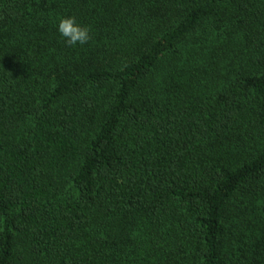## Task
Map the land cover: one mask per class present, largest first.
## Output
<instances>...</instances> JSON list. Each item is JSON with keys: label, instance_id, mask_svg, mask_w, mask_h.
I'll return each mask as SVG.
<instances>
[{"label": "trees", "instance_id": "16d2710c", "mask_svg": "<svg viewBox=\"0 0 264 264\" xmlns=\"http://www.w3.org/2000/svg\"><path fill=\"white\" fill-rule=\"evenodd\" d=\"M0 264H264V0H0Z\"/></svg>", "mask_w": 264, "mask_h": 264}, {"label": "clouds", "instance_id": "9594fccd", "mask_svg": "<svg viewBox=\"0 0 264 264\" xmlns=\"http://www.w3.org/2000/svg\"><path fill=\"white\" fill-rule=\"evenodd\" d=\"M56 31L69 47L84 45L92 38L90 27L81 24L74 15L59 17Z\"/></svg>", "mask_w": 264, "mask_h": 264}]
</instances>
